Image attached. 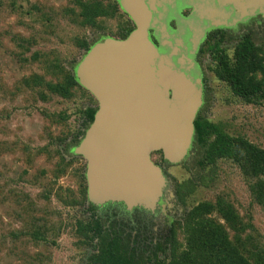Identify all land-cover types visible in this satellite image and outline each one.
Masks as SVG:
<instances>
[{
  "label": "rangeland",
  "instance_id": "obj_1",
  "mask_svg": "<svg viewBox=\"0 0 264 264\" xmlns=\"http://www.w3.org/2000/svg\"><path fill=\"white\" fill-rule=\"evenodd\" d=\"M78 1L0 0V264H79L91 248L77 232L78 223L87 218L86 199L80 196L84 159L71 158L64 145L82 131L83 111L97 103L85 92L75 91L67 99L45 89L47 99L42 101L36 94L42 88L23 84L33 75L55 82L54 69L46 68L50 64L72 74V66L96 41L121 39V27L131 26L118 7L112 16L87 24L79 16ZM98 1L103 6L115 2ZM259 37L255 43L262 47L264 36ZM220 48L231 62L234 45ZM208 53L203 63L209 90L204 118L264 150V100L249 103L235 96L214 74L217 62ZM168 176L176 181V190L179 184L185 191L191 188L183 196L185 213L199 203L222 199L239 218L241 239L250 238L264 249V207L250 195L252 181L231 161L219 160L192 172L183 164ZM211 217L224 224L216 213ZM183 224L184 218L176 230L177 253L185 244ZM36 226L45 241L20 236ZM227 232L230 238L234 235ZM169 260L170 251L164 264Z\"/></svg>",
  "mask_w": 264,
  "mask_h": 264
},
{
  "label": "water",
  "instance_id": "obj_2",
  "mask_svg": "<svg viewBox=\"0 0 264 264\" xmlns=\"http://www.w3.org/2000/svg\"><path fill=\"white\" fill-rule=\"evenodd\" d=\"M118 3L134 28L125 39L106 37L95 43L76 66L78 84L97 105L72 153L86 162L88 203L153 210L167 178L150 153L160 151L165 161L177 164L191 148L202 104L198 48L210 31L264 20V0ZM186 9L188 15L181 16Z\"/></svg>",
  "mask_w": 264,
  "mask_h": 264
},
{
  "label": "trees",
  "instance_id": "obj_3",
  "mask_svg": "<svg viewBox=\"0 0 264 264\" xmlns=\"http://www.w3.org/2000/svg\"><path fill=\"white\" fill-rule=\"evenodd\" d=\"M76 4L80 11L79 16L87 24H91L99 16H112L117 11L115 2L103 6L98 0H79ZM245 29L246 33L239 38L233 49L231 62L219 46L226 35H229L225 32L214 31L208 35L209 42L211 40L214 42L208 43L207 51H210L217 62L213 69L216 77L227 83L232 93L244 102L258 103L264 100V44L260 47L255 43L258 39L255 35L258 34L259 29L254 30L251 26H246ZM131 30L132 26L123 25L118 36L124 39ZM35 57L36 55H33L32 60ZM46 68L54 69L55 82H45L43 77L37 75L31 76L23 82L27 88H42L36 92L40 100L47 99L46 91L67 99L71 98L75 91L89 94L76 80V67L72 66V74L56 65L50 64ZM95 112L96 107H87L83 111L82 131L77 133L79 138H76V135L72 141L65 144V152L70 147L74 149L79 144L85 131L92 123ZM192 144L193 148L196 147V158L193 162L195 168L200 170L206 166L214 165L219 160L231 161L244 177L252 181L249 184L250 195L257 204L264 207V150L244 138L228 135L218 124L200 116H196L194 120ZM60 157L64 159L61 152ZM80 179L82 185L80 196L86 199L84 172L81 173ZM192 183L194 184L193 181ZM189 186L194 187L192 184ZM186 190L180 184L177 186V199L183 206V196L185 192L190 193L191 188H186ZM94 207L90 203V208ZM213 213H216L224 221L223 225L211 217ZM86 225H94L92 228L96 230L95 235L99 238L100 243H107V245L98 247L96 253L92 255L94 264H141L143 258L152 264H164V259H159L158 255L167 249L170 251V260L167 264H264V249L254 245L250 238L241 239L243 228H240L239 218L231 205L222 199L215 203H199L185 213L184 224L181 226L185 244L179 253H177L178 242L174 234L175 230L173 231L172 228L169 230L168 236H161L156 244L151 243L152 237L140 239L139 241H149V243H143L145 248L136 247V249L135 247L131 248L128 244L118 248L113 246L115 238L110 236H114V234H103L97 220H92L90 224L79 222L77 232L85 233ZM227 229L234 234L231 238ZM21 235L27 236L32 241H45L44 233L37 226L21 232ZM136 240L138 239L136 238ZM148 251L151 253H146Z\"/></svg>",
  "mask_w": 264,
  "mask_h": 264
},
{
  "label": "flooded vegetation",
  "instance_id": "obj_4",
  "mask_svg": "<svg viewBox=\"0 0 264 264\" xmlns=\"http://www.w3.org/2000/svg\"><path fill=\"white\" fill-rule=\"evenodd\" d=\"M114 1L117 4L119 11L130 22V25L132 26V30H133L134 28L133 22L128 17V15L122 11L118 3V0H114ZM189 11L190 9L182 10L180 12V15L187 16ZM169 25L171 28L175 29L174 20H172L169 23ZM246 26L247 27L252 26L254 30L259 29V32L261 33H258L257 35H255L256 38H260L259 37L260 35L264 36V20L257 17V18L251 19L246 24L237 25L235 29H221L220 28V29H215L213 31L208 32L206 35V38L204 39V41L201 43L200 47L198 48V51L195 54V61L201 70L202 104L199 107L196 116H200L201 118H204L202 109L207 104V99H208L209 90L206 87L205 70H204L203 63L205 62L207 54H209L207 51L208 43L212 44L214 42V40H211L209 42L208 35L214 31L225 32L229 35L228 36L226 35L225 39L221 42L220 45H223V44L234 45L235 47L238 43L239 38L243 34L246 33V29H245ZM150 35L152 36L151 31H150ZM104 38H100L95 43L99 42L100 40ZM151 39L156 44V42L154 41L152 37ZM119 40H122V39H119ZM95 103H96V100H95ZM72 150L73 148L70 147L66 153H68L71 158L79 157L78 155H74L72 153ZM195 156H196V147L193 148L192 142H191V148L188 152L187 157L183 161L177 164H170L167 161H165L160 151H155V152L150 153L151 161L155 165L160 167L163 175L167 178L166 189L164 190L161 201L158 203L157 207L153 210L144 209L142 207H134L131 209H127L122 203H106L105 205H101V206H97L93 204V206L95 207L90 208V203H88L87 201V194H86V203L84 204L85 209L83 210L84 214L87 217L85 220V224L86 223L90 224L92 220H97L100 226V231L103 234L104 233L106 234L108 233L110 235L114 234V236H110V237L115 238V241L113 242L112 245L115 246L116 248L121 247V246H126L127 244L131 248L133 247L145 248L143 243L148 244L149 241L142 242V241H139L140 239L144 237L146 238L152 237L151 243L156 244V241H158L161 238V236H165V235L168 236L169 230L171 228L173 229V231L175 230L174 234L176 236L177 226H179L180 223L182 224L183 222V218L185 216L184 214L185 209H184V206L177 199L176 185H175L176 181L173 178H170V176H168V171L174 167L178 168L179 166H182L184 164L187 170L189 172H192V170L195 168L193 166V162L195 161V158H196ZM84 163H85V168H86L85 160H84ZM84 177H85V171H84ZM85 184H86V178H85ZM93 226L94 225H86L85 229L87 231L85 233L80 234L82 235V237H84L82 238L83 242L85 241L84 244L88 242L91 245L90 246L91 248L90 250H88L89 252L86 253L81 258V262L79 264H94L92 262V255L96 253V249L102 245H107V243H104V244L100 243L99 238L95 235L96 230L92 228ZM136 238L138 240H136ZM166 246L168 247L169 245H166ZM168 252H169L168 249L165 250V252L160 253L158 255V258L164 259ZM146 253L150 254L151 252L148 251ZM145 255L147 256L148 254H145ZM141 264H152V263L147 261L146 258H143V263Z\"/></svg>",
  "mask_w": 264,
  "mask_h": 264
}]
</instances>
